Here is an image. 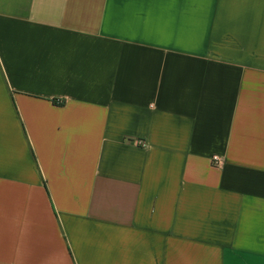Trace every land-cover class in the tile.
Masks as SVG:
<instances>
[{
	"label": "crops",
	"instance_id": "obj_1",
	"mask_svg": "<svg viewBox=\"0 0 264 264\" xmlns=\"http://www.w3.org/2000/svg\"><path fill=\"white\" fill-rule=\"evenodd\" d=\"M0 264H264V0H0Z\"/></svg>",
	"mask_w": 264,
	"mask_h": 264
},
{
	"label": "built area",
	"instance_id": "obj_2",
	"mask_svg": "<svg viewBox=\"0 0 264 264\" xmlns=\"http://www.w3.org/2000/svg\"><path fill=\"white\" fill-rule=\"evenodd\" d=\"M212 165L216 168H222L225 164V159L219 155L212 156Z\"/></svg>",
	"mask_w": 264,
	"mask_h": 264
}]
</instances>
